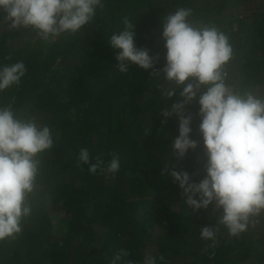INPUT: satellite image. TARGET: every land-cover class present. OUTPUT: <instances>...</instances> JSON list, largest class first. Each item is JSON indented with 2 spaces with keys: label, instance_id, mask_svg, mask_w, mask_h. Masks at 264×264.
Here are the masks:
<instances>
[{
  "label": "trees",
  "instance_id": "16d2710c",
  "mask_svg": "<svg viewBox=\"0 0 264 264\" xmlns=\"http://www.w3.org/2000/svg\"><path fill=\"white\" fill-rule=\"evenodd\" d=\"M178 8L192 9L194 25L214 24L228 36L227 84L264 96V0H103L92 22L51 41L31 28H8L0 9V63L22 60L27 69L19 85L0 92V106L46 124L54 140L37 156L31 215L19 234L0 242V264H111L121 250L132 264L146 252L163 256L158 264H264V213L239 237L220 226L215 242L202 239L200 227L215 223L214 205L192 211L178 184L161 174L171 163L197 182L205 174L198 104L186 108L200 144L183 159L171 152L178 117L162 123L161 109L182 99L183 85L161 72L162 18ZM125 18L135 25L137 46L158 54L152 68L118 70L119 50L108 38ZM174 87L175 95L164 97L163 89ZM82 148L92 163L104 161L96 173L78 161ZM117 155L119 171L107 172Z\"/></svg>",
  "mask_w": 264,
  "mask_h": 264
},
{
  "label": "clouds",
  "instance_id": "9594fccd",
  "mask_svg": "<svg viewBox=\"0 0 264 264\" xmlns=\"http://www.w3.org/2000/svg\"><path fill=\"white\" fill-rule=\"evenodd\" d=\"M103 0H0L6 15L2 23L10 29L31 28L44 41L64 33L76 34L93 21ZM192 9L178 8L162 18L165 63L164 80L176 87L183 85L181 100L171 110L161 109L162 123L175 114L178 135L171 144L172 156L183 159L200 141L192 138L193 115L186 106L198 104V132L206 156L204 176L197 182L186 170L171 163L162 175L171 177L182 190L181 199L192 211L214 205L215 223L200 227L202 239L215 242L220 226L230 236L239 237L264 213V96L230 87L225 66L233 57L228 36L214 24L194 25ZM124 28L113 33L108 43L116 54L121 73L130 65L153 67L156 56L136 44L135 25L125 18ZM20 60L0 63V92L19 85L26 74ZM159 74V73H158ZM174 88L163 89L164 97L175 95ZM51 129L32 118H21L12 105L0 106V242L22 231V221L32 212L29 200L35 191L40 162L38 154L52 149ZM78 161L96 173L104 161L90 160L87 148L80 150ZM120 168L119 156H113L107 172ZM126 250L118 252L111 264H132ZM150 252L141 264H158Z\"/></svg>",
  "mask_w": 264,
  "mask_h": 264
}]
</instances>
